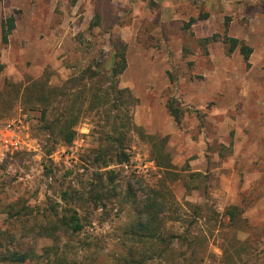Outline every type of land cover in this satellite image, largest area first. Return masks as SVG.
I'll list each match as a JSON object with an SVG mask.
<instances>
[{
	"label": "rangeland",
	"instance_id": "374dc122",
	"mask_svg": "<svg viewBox=\"0 0 264 264\" xmlns=\"http://www.w3.org/2000/svg\"><path fill=\"white\" fill-rule=\"evenodd\" d=\"M10 15L16 25L4 41L2 23ZM215 34L217 41H202ZM224 35L250 46L249 59L228 51ZM117 38L127 59L118 84L138 98L134 122L167 136L172 172L156 165L137 134L128 162L102 167L88 117L73 142L62 143L47 133L38 95L25 92L39 79L61 86L96 68ZM168 100L181 108L180 123ZM110 169L115 180L98 185L97 173ZM153 190L176 204L173 211L190 216V202L216 212L192 215L190 226L172 219L175 212L164 220L170 242L187 228L201 240L189 248L205 254L199 264H231L220 246L229 248L234 234L219 224L231 205L249 224L238 237L250 238L256 254L264 250V0H0V230L33 255L25 264H117L124 241L144 249L124 232L137 219L133 201ZM70 207L82 230L58 231L60 248L45 252L53 240L37 225ZM9 209L21 212L11 217ZM186 247L175 239L165 246L167 259L149 264H187L179 259ZM239 264H264V253Z\"/></svg>",
	"mask_w": 264,
	"mask_h": 264
},
{
	"label": "trees",
	"instance_id": "16d2710c",
	"mask_svg": "<svg viewBox=\"0 0 264 264\" xmlns=\"http://www.w3.org/2000/svg\"><path fill=\"white\" fill-rule=\"evenodd\" d=\"M15 17L8 16L2 23V37L4 41L15 28ZM219 35L204 38V43L217 41ZM221 40L228 45V51L238 49L248 60L252 48L237 38L224 35ZM127 68L126 44L120 40L112 41V49L109 55L97 64L96 68L91 66L85 68L77 77L68 79L61 86L50 84L47 77V84L43 79L32 82L25 87V92L35 93L37 105L41 106L43 120L46 121V129L49 136L53 139H59L60 142L70 144L77 136V126L85 118H89L93 123V133L96 136L95 162L102 167H108L111 164H124L130 160V146L133 134H137L141 139L150 145L152 159L155 160L159 168L172 172L174 165L171 155L167 150V136L147 134L133 119V109L138 103V98L133 95L127 87H120L118 84L119 76ZM35 86L41 88L36 91ZM36 107V106H33ZM38 107V106H37ZM39 108V107H38ZM167 108L169 113L174 117L177 123L181 121L182 110L175 104V101L168 100ZM34 109V108H33ZM47 118V119H46ZM56 137V138H55ZM107 181L115 180V170H105L97 173V183L102 185L104 178ZM128 196H132L129 193ZM65 194V198H66ZM163 194L153 190L152 193L146 194L140 200H135V209H137V219L124 232L129 241H133L136 246L142 244L144 249L128 245L125 241L122 243L123 250L117 258V264H149L150 261L167 259L166 254L168 244L175 239L189 247L185 253L179 255L181 261L187 264H199L205 258V254H197L196 251L189 249L192 245L198 244L201 240L198 238L191 239L190 229L187 228L183 233L172 235L171 242L162 233L165 218L172 212L177 213L172 219L176 221H185L188 226L193 223L189 217L194 219L199 217H214L216 212L211 207L204 205H194L187 202L191 215L184 211H173L174 202H168ZM182 209V207H180ZM70 213H63L56 220L50 221L49 224L37 225L42 235L52 238L51 246L44 248L45 252L51 253L53 250L60 248V236L58 231H64L69 234L79 233L83 225L77 209L70 207ZM21 211L12 213L11 217H16ZM224 219H219V224L229 228L234 235L227 237L229 248L223 244L220 246L225 261L231 264H239L242 257L256 259L262 252L255 253V247L249 239L238 237L240 231L247 230V219L243 217V211L236 205L225 208L223 212ZM38 231V230H36ZM6 230H0V263L1 264H25L33 255L24 250L20 244H15L14 235H6ZM5 249L2 250L3 246ZM11 245H14L13 247ZM164 245V246H163ZM26 249V248H25ZM231 250V251H230ZM167 256V258H166Z\"/></svg>",
	"mask_w": 264,
	"mask_h": 264
}]
</instances>
